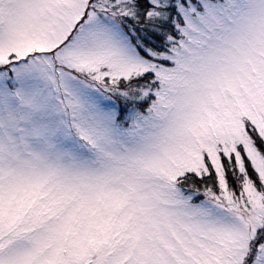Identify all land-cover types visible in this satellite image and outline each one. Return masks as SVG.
<instances>
[{
  "label": "snow or ice",
  "instance_id": "snow-or-ice-1",
  "mask_svg": "<svg viewBox=\"0 0 264 264\" xmlns=\"http://www.w3.org/2000/svg\"><path fill=\"white\" fill-rule=\"evenodd\" d=\"M0 264H264V0H0Z\"/></svg>",
  "mask_w": 264,
  "mask_h": 264
}]
</instances>
